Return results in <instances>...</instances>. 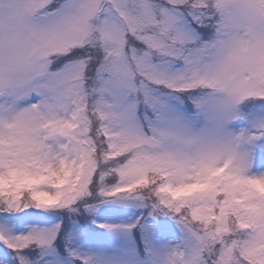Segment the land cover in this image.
Masks as SVG:
<instances>
[{
  "label": "snow or ice",
  "instance_id": "1",
  "mask_svg": "<svg viewBox=\"0 0 264 264\" xmlns=\"http://www.w3.org/2000/svg\"><path fill=\"white\" fill-rule=\"evenodd\" d=\"M0 264H264V0H0Z\"/></svg>",
  "mask_w": 264,
  "mask_h": 264
}]
</instances>
